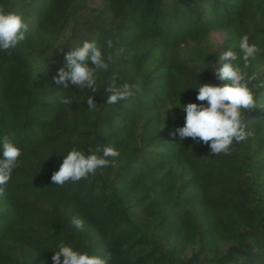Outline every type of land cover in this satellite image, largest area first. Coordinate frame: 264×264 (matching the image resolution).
<instances>
[{
    "label": "trees",
    "instance_id": "obj_1",
    "mask_svg": "<svg viewBox=\"0 0 264 264\" xmlns=\"http://www.w3.org/2000/svg\"><path fill=\"white\" fill-rule=\"evenodd\" d=\"M0 9L29 25L0 52V133L22 148L0 195V264H51L58 240L110 251L111 264H264V85L245 110L250 135L227 154L173 135L181 109L153 114L163 95L172 106L200 103L191 87L224 83L212 67L220 52L238 53L233 32L260 46L247 70L264 81V0H0ZM84 39L111 57L95 93L52 80ZM113 80L136 89L109 105ZM66 95L72 104L60 102ZM97 144L119 150L114 165L50 181L69 148ZM72 215L85 231L71 229Z\"/></svg>",
    "mask_w": 264,
    "mask_h": 264
},
{
    "label": "clouds",
    "instance_id": "obj_2",
    "mask_svg": "<svg viewBox=\"0 0 264 264\" xmlns=\"http://www.w3.org/2000/svg\"><path fill=\"white\" fill-rule=\"evenodd\" d=\"M28 32L29 25L20 13L0 9V52L15 48L27 38ZM232 38L236 40L235 48L239 50L238 53L232 48L220 52L212 67L214 79L224 83L198 82L191 87L195 90V101L200 103L189 101L183 105L179 103V106H172L170 98L163 95L160 104L153 109V114L162 110L163 115L165 109H181L183 125L176 127L172 134L181 140L191 138L193 141L205 143L212 154H227L233 141L239 142L250 135L245 130V110L251 109L255 104V89L264 85V81L257 79V72L247 70L250 59H255L261 51L258 43L250 42L247 33L237 36L233 32ZM105 44L112 47L111 40ZM110 59L104 51V45L94 39H84L64 53L63 65L56 68L52 80L64 89L74 85L95 93L98 78L108 69ZM134 89L135 84L126 81L117 83L113 80L106 87L109 94L104 103L112 105L126 100L134 94ZM60 102L70 105L73 97L62 96ZM85 103L90 112L96 109L97 104L92 95L85 98ZM21 154L22 148L9 134L0 133V195L4 194L11 181L13 171L20 163ZM119 155V150L109 144L90 146L86 151L71 147L62 155L59 166L51 172L50 181L57 186L79 181L94 174L97 168L114 165L115 158ZM68 223L75 231L83 232L86 229L84 218L79 215H72ZM112 259L110 251L91 254L63 240L55 243L50 256L51 264H111Z\"/></svg>",
    "mask_w": 264,
    "mask_h": 264
}]
</instances>
